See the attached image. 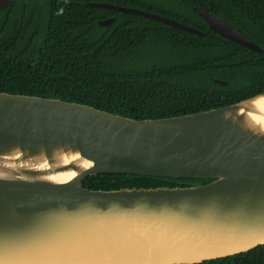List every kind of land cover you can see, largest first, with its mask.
Masks as SVG:
<instances>
[{
	"label": "water",
	"instance_id": "1",
	"mask_svg": "<svg viewBox=\"0 0 264 264\" xmlns=\"http://www.w3.org/2000/svg\"><path fill=\"white\" fill-rule=\"evenodd\" d=\"M10 2L0 0V10ZM88 4L203 33L157 12ZM193 8L210 30L261 51L239 27ZM99 173L211 181L109 190L82 185ZM261 244L264 91L221 107L142 119L0 91V264H194Z\"/></svg>",
	"mask_w": 264,
	"mask_h": 264
},
{
	"label": "trees",
	"instance_id": "2",
	"mask_svg": "<svg viewBox=\"0 0 264 264\" xmlns=\"http://www.w3.org/2000/svg\"><path fill=\"white\" fill-rule=\"evenodd\" d=\"M98 1L157 12L203 33L88 4ZM194 6L239 27L261 51L210 30ZM108 17L111 23L98 24ZM0 91L60 98L137 119L237 102L264 91V0H11L0 10ZM208 181L99 173L82 185L109 190ZM194 264H264V244Z\"/></svg>",
	"mask_w": 264,
	"mask_h": 264
}]
</instances>
